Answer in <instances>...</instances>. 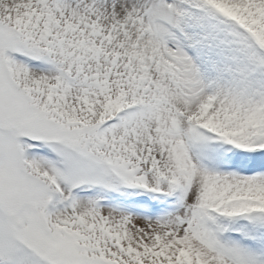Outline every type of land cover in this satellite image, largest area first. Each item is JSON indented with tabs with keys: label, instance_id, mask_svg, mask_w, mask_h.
<instances>
[{
	"label": "snow or ice",
	"instance_id": "6c2138e0",
	"mask_svg": "<svg viewBox=\"0 0 264 264\" xmlns=\"http://www.w3.org/2000/svg\"><path fill=\"white\" fill-rule=\"evenodd\" d=\"M0 264H264V0H0Z\"/></svg>",
	"mask_w": 264,
	"mask_h": 264
}]
</instances>
